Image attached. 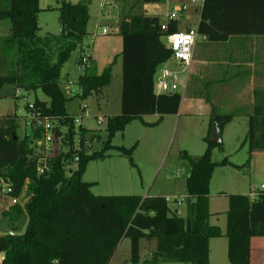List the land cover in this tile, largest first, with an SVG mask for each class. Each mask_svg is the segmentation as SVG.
I'll return each instance as SVG.
<instances>
[{
	"label": "trees",
	"instance_id": "16d2710c",
	"mask_svg": "<svg viewBox=\"0 0 264 264\" xmlns=\"http://www.w3.org/2000/svg\"><path fill=\"white\" fill-rule=\"evenodd\" d=\"M89 4L90 0L63 1L59 7L61 33L42 36L39 0H0V19H9L11 24L0 47V88L14 84L25 91L42 90L49 100H36L34 106L54 122L61 142L46 156L45 170L38 173L45 157L35 143L41 132L26 131L20 137L16 118L0 119V179L13 188L8 194L1 193L9 198L20 197L24 191L30 195L24 204H13L1 214V222L14 231H20L28 219L23 235L0 233V254L6 253L3 264H110L125 238L131 240L134 264H211L210 240L223 235L219 226L209 223L210 181L216 166L211 151L223 145L210 138L216 123L221 131L236 113L214 111L205 152L201 156L182 154L191 167L186 179V215L173 211L161 195H95L94 183L83 179L87 162L95 157L84 158L86 149L79 153L77 168H67L76 155L73 135L78 118L67 111L72 98L62 87L61 82L68 80L62 77V68L88 33ZM162 23L159 15L143 11L122 18L121 113L108 117L110 135L123 131L131 119L179 112L182 96L178 91H155L157 71L172 55L165 37L179 29L180 21H170L167 30ZM198 30L212 42L233 36H264V0H204ZM111 77L112 65L101 74L92 66L83 71L78 80L80 97L101 92ZM255 98L243 142L250 151L264 149V104L258 93ZM86 130L82 127L83 133ZM84 142L82 137L81 147L86 146ZM226 215L230 264H252V253L264 249V190L258 191L257 200L241 193L229 195ZM143 239L156 241V249L144 261L140 254Z\"/></svg>",
	"mask_w": 264,
	"mask_h": 264
},
{
	"label": "rangeland",
	"instance_id": "374dc122",
	"mask_svg": "<svg viewBox=\"0 0 264 264\" xmlns=\"http://www.w3.org/2000/svg\"><path fill=\"white\" fill-rule=\"evenodd\" d=\"M63 1L79 3L83 0H39L40 35L61 33L59 7ZM169 9L167 0L149 4H142L137 0H117L115 3L90 0L88 33L83 44L72 52L63 66L62 77H67L68 80L64 79L61 84L66 96L72 98L67 103V111L74 119L78 118L74 123L75 148L80 146L83 137L86 145L82 147L83 150L86 149L84 158L95 156L89 159L83 174L85 181L94 183L92 192L95 195H161L167 198L171 209L178 207L185 211L184 206L178 205V201H184L188 196L186 179L191 167L182 154L187 152L192 156H201L205 152V138L210 134L209 116L203 112H184L181 115L168 114L163 117L145 115L131 119L123 131H117L113 135L107 129L108 117L121 113L123 40L119 32L122 18L129 12L143 11L159 15L165 21ZM195 21L196 14L193 13L187 23L194 26ZM104 29L109 30V33H104ZM10 30L9 19H0V47L2 39L10 34ZM84 56H90L92 70L98 74L112 65V77L101 92L83 99L80 97L81 87L78 80L82 74L79 60ZM175 62L177 63L173 59L167 64L176 70ZM163 67L165 64L161 68ZM183 73L182 76H185L186 73ZM179 93L183 98L182 87ZM238 99L237 95H232L228 100L221 101L218 98L216 102L221 108L218 112L236 113L237 117L226 124L224 132L219 135L222 149L216 146L211 151V159L216 166L210 181L209 223L219 226L223 232L221 237L210 240L211 264H230L228 239L225 236L229 195H250L258 192L264 185V149L250 151L248 145L243 144L248 123L241 113ZM36 100L48 101L49 98L40 89L25 91L20 88L18 93L14 84H5L0 88V119L4 120L9 115L16 118L20 126L18 133L23 137L26 131L31 132L25 125L27 105ZM82 127L87 129L84 133ZM63 130L68 131V127H63ZM59 146V142H56V147ZM224 159L227 160L226 163L223 162ZM77 164L72 162L71 166L76 169ZM25 194L26 191L18 197L19 203L24 204L30 199V195ZM12 206L11 198L2 195L0 190V231L9 230L1 222V214ZM155 243V240H141L142 260L151 256L156 249ZM254 254V258L260 257L257 252ZM110 264H134L131 260L129 238L122 240Z\"/></svg>",
	"mask_w": 264,
	"mask_h": 264
},
{
	"label": "crops",
	"instance_id": "0c3cea01",
	"mask_svg": "<svg viewBox=\"0 0 264 264\" xmlns=\"http://www.w3.org/2000/svg\"><path fill=\"white\" fill-rule=\"evenodd\" d=\"M174 68L179 73L181 84L186 85L185 89L182 87L184 96L177 114L203 112L210 118L208 134L213 112L221 109L216 105L218 98L225 101L237 95L241 103L239 108L248 124L249 114L254 109L255 93L264 104V36H233L224 42H202L196 46L190 66L175 62ZM183 72L185 76H182ZM186 200L187 197L178 201L185 211L178 207L172 210L186 215ZM258 254L260 257L254 258L252 253V264H264V249L260 247Z\"/></svg>",
	"mask_w": 264,
	"mask_h": 264
},
{
	"label": "built area",
	"instance_id": "2783aa9c",
	"mask_svg": "<svg viewBox=\"0 0 264 264\" xmlns=\"http://www.w3.org/2000/svg\"><path fill=\"white\" fill-rule=\"evenodd\" d=\"M107 1L115 3L117 0ZM167 4L170 6V9L165 15L166 19L162 23V29L167 30L169 28L170 21H180L179 29L168 33L165 37L166 45L172 52L171 58L167 62L174 59L184 66H190L198 43L208 41L207 35L200 33L198 30V22L200 20L204 0H182L179 2L167 0ZM193 13L196 14L194 26L192 23H187L188 20L191 19V14ZM183 20H185L184 24L182 23ZM103 32L109 33V30L104 29ZM90 60V56H84L80 59L82 72L91 67ZM167 62L164 63L165 67L160 68L157 71L155 79V91L157 93L179 92L180 87H183L184 89L186 87L185 84H181L179 80V73L168 66ZM16 96L19 95L16 94ZM100 121L101 120L99 119V122ZM25 125L33 132H41V137L36 139L35 143L38 145L39 150L45 154V157L41 160V162L44 163L43 165H39L38 168V173H42L45 170L44 168L47 167L45 164L47 159L46 156L51 155L57 149L56 142H59L61 146L60 137L56 135L54 122L48 116H43L39 111H37L34 106V102L28 103L27 105ZM81 150V145L78 148H75L76 155L74 156L73 162H77L79 160V153ZM67 168L74 169L71 166V163L67 164ZM0 190L2 193L8 194L12 192L13 188L10 184L0 179ZM261 190H264V185H262L259 191ZM250 196L252 200H257L258 192L252 193ZM11 200L13 204L19 203L18 197L11 198ZM3 259L2 254H0V264H3Z\"/></svg>",
	"mask_w": 264,
	"mask_h": 264
},
{
	"label": "water",
	"instance_id": "95a60500",
	"mask_svg": "<svg viewBox=\"0 0 264 264\" xmlns=\"http://www.w3.org/2000/svg\"><path fill=\"white\" fill-rule=\"evenodd\" d=\"M219 132H220V129H219L218 124L216 123L214 125V130L212 132L213 134H212L211 141H213V142H220L221 141L220 138H219ZM27 227H28V219H27V222L24 224L23 228L20 231L6 230V231H0V233L1 234H5V235H23L26 232ZM1 254H2V257L5 258L6 253L3 252Z\"/></svg>",
	"mask_w": 264,
	"mask_h": 264
}]
</instances>
